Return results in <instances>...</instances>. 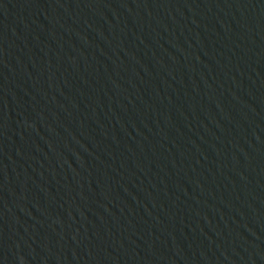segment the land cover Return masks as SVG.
Instances as JSON below:
<instances>
[{
    "label": "water",
    "instance_id": "water-1",
    "mask_svg": "<svg viewBox=\"0 0 264 264\" xmlns=\"http://www.w3.org/2000/svg\"><path fill=\"white\" fill-rule=\"evenodd\" d=\"M0 264H264V0H0Z\"/></svg>",
    "mask_w": 264,
    "mask_h": 264
}]
</instances>
